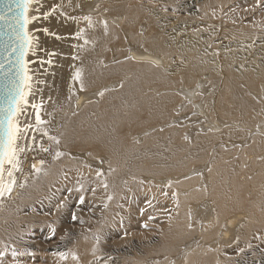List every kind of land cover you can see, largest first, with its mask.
Wrapping results in <instances>:
<instances>
[{
  "label": "bare ground",
  "instance_id": "bare-ground-1",
  "mask_svg": "<svg viewBox=\"0 0 264 264\" xmlns=\"http://www.w3.org/2000/svg\"><path fill=\"white\" fill-rule=\"evenodd\" d=\"M110 1L113 4L106 13L108 15L113 14L116 17L117 29L112 25L113 22H108L105 29L104 20H99V18L97 20L96 17L90 16V25L84 19L89 15L86 16L85 13L91 11L90 0H34L29 6L28 16L35 17L26 28L31 37V46L28 48L25 62L31 80L29 82L30 89L25 88L28 93L27 103L21 105L22 111L17 116V120L20 123H26L25 128L34 130L36 126L34 137L43 139V141L42 144H37L34 148L30 145V138H26L25 132H23L22 139L17 141L20 148L24 149L19 153L18 159L27 152L26 157L19 160V168L22 164L23 169H27V171L22 176L23 181L21 183L17 181L16 186H14L15 190L10 194L13 201L7 202L11 206L2 209L6 206L0 203V210L2 209L0 211V253H3V256L0 257V264H21V261L26 259L21 260L17 256H12L10 250L13 248L11 247L17 245L18 241L25 242L28 245L34 244L37 247L46 245L52 247L53 250L56 248L61 249L62 244L50 243L52 241L48 237L53 233H60L62 243L70 245V249L77 251L81 257V264H87L86 260L91 257L89 252L94 245L104 241V237L107 238V235L104 236L105 234L110 235V233L116 231L115 227H120V233L125 236L126 234L130 235L132 231L128 233V228L133 222L131 220L132 216L136 217V215H132V209L134 208L128 209L132 206V202L137 205V215H143L146 225H150V233H145L147 234L145 237L150 238L151 232H156L160 237V244L163 243L164 245L161 246L162 248L159 251L162 256L158 255L159 257L156 259L158 260L157 264H160L159 261H162L165 252L175 251V247L178 248L180 242L184 240L190 243L186 247L183 245L185 247L183 253L176 252L177 255L170 259L171 261L172 259L175 260L173 264H222L223 261L225 264H264V160L261 162L255 161L257 154L264 151V134H261L262 132L259 135L252 136L249 143L247 141L238 143L240 146L237 149H239L240 156L237 159L230 161L225 158L226 161L221 162L219 156H222L223 153L220 152V148L231 147L232 144L239 142L238 138L242 140L244 136L240 133L228 135L227 138L232 137L229 140L230 146L226 144V137H223V134H211L208 127H206L207 125H205L204 130H202L205 134L195 136V140L192 138L194 144L181 140L178 137L180 129L194 127L201 121L200 116H183L180 114L182 111L189 109L188 105V109L184 107V110H180V116L177 119L181 126L180 129L174 126L164 132H152L144 139V145L139 144L141 147H136L130 143L131 140L126 142V140H129L130 132L133 129L144 130L150 124H159L173 119L169 114V106H174L177 103V97L171 93L156 96L155 92L151 93V90H148L147 87L152 85L155 90L171 87L174 83L173 77L178 74L183 76L184 85H191L192 87L198 75H202L204 72L210 73L207 74V87L201 89L203 91L200 102L202 105L201 111H204L202 118L206 115H221L230 119L241 118L243 123L251 124L249 119L245 118L248 111L254 110L256 113H263L264 108L254 106L255 99L253 100L250 97L252 94L248 92L249 89L247 91L245 88L247 85L240 84L239 80L245 77V69L247 71L248 68H252L256 72H260V68L256 67V63L253 65L254 63L251 62L253 67L249 64L247 66L244 64V67L241 65L242 63L236 64L234 61L233 63L231 58L232 60L229 59L231 60L229 62L231 67L229 64H225V70L219 71L222 69H219L216 60H214L216 64L213 66L212 63L208 64L206 62L205 57H201L206 53V50H202L203 54L199 55L195 49L193 39L185 41L189 33L184 35L185 39L181 41L180 46L174 44L171 40L178 39L177 35L180 34L175 32L177 35L169 39L162 37L164 22L168 24L167 19L162 18L163 20H161L159 18L155 20L156 15L145 16L151 0H104V2ZM181 2H184V4L187 2L191 8L189 10L196 13L200 20L203 18V21L208 13L206 9H210L209 13L212 14V17L220 18L222 16L221 18H224L222 20L229 21L237 30L250 27L249 31H251V27L264 24V19H262L264 17L262 16L259 19L260 12L264 10V7L262 8L260 5H264V0H169L168 6L176 9ZM198 2L200 3L198 4ZM181 9L185 12V8H178V10ZM46 10H52L49 18H47L48 16L43 17ZM174 11L177 12V10ZM180 16L179 14L178 18ZM182 17L185 18V15ZM140 20L147 23L149 27H155L151 35L145 36L144 33L136 29L135 26ZM192 21L193 24L194 21ZM173 25H175V22ZM185 26L187 25L185 24ZM42 27L48 32L50 39L42 33L41 35L45 38L44 46H38L37 29L41 30ZM32 28L36 29V33H34L35 30L32 31ZM193 28L195 29V27ZM200 31H198V34ZM227 32H231V29ZM47 41H49L48 46H46ZM250 42L243 38L241 41L236 39L233 45L240 49L241 54H245L244 51L250 53V51H247ZM219 43L221 42H217V44ZM226 47L229 51L233 48L231 46L229 49L230 45H226ZM224 49L226 48H222L221 53ZM128 51L129 56H127V60L123 61L121 57ZM180 51H185V55H176ZM192 51L195 55L192 56L193 58L190 55ZM263 51L257 52V55L264 56ZM109 57H112L110 60L112 65L104 66L103 60ZM44 58L49 59V63L35 62L38 59L42 61ZM209 59L213 61V59ZM209 59L207 58V60ZM30 60L32 64L28 63ZM129 60L132 61V64ZM110 61H108L109 64H111ZM260 65L263 66L264 62H261ZM77 72H79V77L75 78ZM253 73L252 70L251 74ZM255 75L259 76L260 74L255 73ZM119 78L122 79V84L119 81L112 82L111 84L118 83V86H115L118 88L105 92L97 102L92 98V91L88 93L89 90L101 86L106 81ZM256 79L258 81L259 78ZM254 81L252 77L247 80L250 84H254ZM203 85L204 82H198V87ZM112 86L114 87V85ZM190 94V88L185 90V99L190 97ZM93 95H96V93H93ZM199 98L200 95H196V99ZM33 105L36 107L34 108ZM37 115L44 121L43 124L37 125ZM44 132H47L48 135H43ZM49 136L58 138L60 143L55 144L49 139ZM216 140H220L218 147L219 145L221 147H214L217 152L211 156L209 164L201 166L203 169L211 166L213 169L216 168L217 172L213 169H208L210 171L208 172L202 170L201 167H197L196 171H203L201 182L197 181L201 179L200 177L196 179L194 176L192 180L190 179V182L187 181L189 184L199 183L196 188L193 187L192 190L188 191L182 190V192L170 190L169 188L161 189L162 182L159 177L169 175V173L175 172L176 169H179L177 172L183 170L190 161L205 159ZM227 143L229 142L227 141ZM89 146H92V155L87 152ZM42 148H47L49 151H42ZM57 151L63 153V155L54 160L53 157ZM235 151L228 150L224 153V157L228 154L232 156ZM102 155H106V159L101 158ZM178 156L179 159L176 160L175 158ZM247 157L248 161L249 158L251 159L248 162L250 164L243 167L244 158ZM41 160L44 161L43 165L39 164ZM104 160H107V165L101 163ZM218 162L219 165L216 167ZM33 165H37L42 169L38 175L34 173ZM254 167L258 168H256L255 174L253 173L255 176L249 174ZM97 171H100L102 175L97 176ZM142 173L152 176L153 182L147 184V186L146 184H139L138 177ZM179 173L181 174V172ZM105 183L107 188L104 187ZM20 185H24V187H20ZM109 196L112 197L111 200L108 199ZM197 196L200 197L191 201L192 205H190L189 200L197 198ZM81 197H83V203H81ZM2 199L0 198V202ZM118 203H123L124 206L130 203V206L128 208H123V206L117 208ZM84 204H86V207ZM188 208L190 209L188 210L190 215L191 213L194 214L195 211L204 213V216L207 214V221L205 220L204 223L200 224L202 227H195V225L192 227L193 224H189V216L188 213L186 214ZM239 208H243V214L241 216L232 215ZM70 214H72L71 217L84 216L88 222L84 225L78 223L79 225L76 227V221L75 228L72 227L76 229L75 232L74 229L72 231L74 236L71 240L66 241L67 237L65 235L71 226L66 221L70 220L68 219ZM122 216L130 218V221H125L122 225ZM137 218L142 220L141 217ZM39 220H44L42 223L47 224L45 230ZM49 220L51 222H48ZM136 220L134 219V221ZM253 222H257V224ZM142 223L145 224L143 221ZM220 223H222L221 226L223 225L221 232L217 225ZM54 226L57 227L56 232ZM36 227L38 230L43 228V232L47 235L46 239L42 237L44 240L40 241L39 238V240H36L38 236L31 233L32 231L36 232L33 230ZM133 229L137 228L133 227ZM87 230H90L91 233L85 236ZM135 231L137 232V230ZM218 232L219 239L217 243L220 246H215L213 240L205 244L206 240L211 236H216ZM138 233L140 234V231ZM120 235L118 234L119 237L113 238L115 241V243L111 241L113 245L120 243V241L125 242L126 239L122 240L123 235L121 237ZM239 235L242 236V241H238L233 246L226 245L228 240L231 242L233 237ZM97 237H99L98 240ZM127 243L129 242L127 241ZM204 245L214 247L213 252L210 251L211 248H205ZM67 256L69 257L70 254L67 253ZM40 257L35 261L36 263L31 261L28 264H58L59 260L62 264H67L72 261L68 257H62L61 254L55 256L40 254ZM216 258L219 260L217 263ZM92 261L93 264H100L96 260Z\"/></svg>",
  "mask_w": 264,
  "mask_h": 264
},
{
  "label": "rangeland",
  "instance_id": "rangeland-1",
  "mask_svg": "<svg viewBox=\"0 0 264 264\" xmlns=\"http://www.w3.org/2000/svg\"><path fill=\"white\" fill-rule=\"evenodd\" d=\"M93 1V2H92ZM168 1L169 0H151V2H150V4H149V9L145 12V16H148V15H156V17H155V20H158L159 18L161 19V20H163V19H167V21L166 22H168V24L166 23L165 24V22H164V25H166V26H164L163 24V31H162V37L164 38V39H169V38H173V37H175L177 34H180V35H177L178 36V39H171L173 42H174V44H176V45H181V41H184V35H188V33H189V36L187 37V39H185V41H187V40H189V39H193V42L195 43V49H196V51L198 52V54L200 55H202L203 53V51L204 50H206V53H207V55H206V53L204 54V55H202L201 57L202 58H206V62L208 63V64H211V65H213V66H215L214 64H216V63H218L217 64V66L219 67V69H222V70H219V71H223V70H225V68H226V65H228L229 64V62H231V60H232V62L234 61L236 64H240V63H242L241 65L242 66H244V64H246L245 66H247V64H249V65H251V63L253 64V65H255V63H256V67H259L260 68V72L262 73H260V72H256L254 69H252V68H248L249 70H247L246 71V69L244 70L246 73H245V77L244 78H242V79H240L239 80V82H240V84H242V85H247L245 88L247 89V91H248V89H249V93L250 94H252V96H250L255 102H254V106L255 107H257V108H264V92H262V91H264V83H263V81H264V78H262V77H264V65L262 66V65H260V63L261 62H264V56H259V55H257V52H262V50H264V24L262 25V26H255V27H251V31H249L250 30V27H248V28H245V29H243V30H237L236 28H234V26L232 25V23H229V21H226V20H222V19H224V18H219V17H212V14L211 13H209V11H210V9H206V11L208 12L207 14H206V17H207V19H206V17H205V19H204V21H203V18H201V20H200V18H198L197 16H196V13H192L191 12V10H189V6H188V4H187V2L184 4V2H181V3H179V6H178V8L179 7H181V8H185L184 10H185V12L183 11V9H181V10H178V8H176V9H174V8H171L172 6H168ZM98 2V3H97ZM200 2H203V1H200ZM200 2H198V4L200 3ZM263 2V1H262ZM95 3V4H94ZM89 4H90V6H91V8H90V10L92 11H88V12H86L85 14H86V16L88 15L89 17L91 16H93V17H96V19L98 20V18H99V20H104L103 21V23L105 24V22L106 23H108V22H110V23H112V25L117 29V26H118V24L115 22V19H116V17L113 15V14H110V15H108L107 13H106V11L111 7V5L113 4V2L112 1H110V2H104V0H90V2H89ZM94 5V6H93ZM262 8L264 7V5L262 6V5H260ZM92 7H93V9H92ZM261 7H259V8H261ZM166 8H167V10H166ZM261 8V9H262ZM96 9V10H95ZM104 9V10H103ZM191 9V8H190ZM99 10V11H98ZM174 10H177V12H175ZM48 11V12H47ZM50 11V12H49ZM93 11H95V12H93ZM166 11V12H165ZM173 11V12H172ZM45 12H47V13H45ZM97 12H99V13H97ZM164 12H165V14H164ZM177 14H175V13ZM50 13V14H49ZM91 13V14H90ZM166 13H167V15H166ZM186 13V14H185ZM46 14H48V15H46ZM52 14V10H46V11H44V13H43V17L45 18V17H47V18H49V16ZM100 14V15H99ZM103 14V15H102ZM168 14H169V16L171 17V19H170V17L168 16ZM171 14H172V16H171ZM181 15L179 18H178V15ZM193 14H195V15H193ZM260 17H259V19H261L262 18V16L264 17V10H262L261 12H260ZM45 15V16H44ZM95 15V16H94ZM183 15H185V18H183L182 16ZM87 16V17H88ZM102 16H104V17H102ZM166 16V17H165ZM175 16V17H174ZM177 16V17H176ZM191 16V17H190ZM196 16V17H195ZM210 16V17H209ZM258 16V15H257ZM101 17V18H100ZM106 18V19H105ZM163 18V19H162ZM174 18H178L177 20L176 19H174ZM215 18H217V19H219V20H217V19H215ZM262 19H264V18H262ZM109 20V21H108ZM171 20V21H170ZM175 20V21H174ZM183 20V21H182ZM194 22H193V21ZM170 21V22H169ZM175 22V25H173V23ZM179 21V22H178ZM191 21L193 22V24L191 23ZM201 22V23H199V22ZM121 22H122V20H121ZM120 22V24H122ZM188 22V23H187ZM204 22V23H203ZM211 22V23H210ZM172 23V24H171ZM184 23V24H183ZM203 23V24H202ZM170 24V25H169ZM181 28H179L177 25ZM182 26H181V25ZM185 24L187 25V26H185ZM206 24V25H205ZM233 24H235V23H233ZM174 27H173V26ZM184 25V26H183ZM194 25H196V26H194ZM198 25V26H197ZM201 26V27H200ZM205 26H207L206 28H205ZM216 26V27H215ZM232 26V27H231ZM136 29L138 30V31H140L141 33H144V35L145 36H149V35H151L152 34V30H154L155 29V27H149L148 25H147V23H144L143 21H138L137 22V24H136ZM193 27H195V29L193 28ZM197 27V28H196ZM210 27V28H209ZM175 30H174V29ZM185 28V29H184ZM200 29V30H197V29ZM203 28V29H202ZM219 28V29H218ZM228 28H230L231 29V32H227V31H229L228 30ZM262 28V29H261ZM206 29V30H205ZM212 29V30H211ZM226 29V30H225ZM255 30L254 32H253V30ZM33 30H35L34 31V33H36V29H34V28H32V31ZM41 30H43V31H41ZM41 30L39 29H37V32H38V35H37V37H36V39H37V44H38V46H44V37L42 36V35H49L48 34V32H46L45 31V29H44V27H42L41 28ZM180 30V32H178ZM187 30V31H186ZM215 30V31H214ZM216 30H217V32H216ZM235 30V31H234ZM31 31V32H32ZM168 31H170V33H168ZM171 31H173V32H171ZM186 31V32H185ZM198 31H200L199 32V34H198ZM210 31H211V33H210ZM238 31V32H237ZM242 31V32H241ZM245 31H248V32H245ZM177 34H176V33ZM182 32V33H181ZM224 32V33H223ZM233 32H234V34H233ZM260 32H262V33H260ZM42 33H44V34H42ZM218 33V34H217ZM220 33V34H219ZM255 35H254V34ZM257 33H258V35H257ZM42 34V35H41ZM204 34V35H203ZM216 34V35H215ZM224 34V35H223ZM247 34V35H246ZM219 35V36H218ZM221 35V36H220ZM257 35V36H256ZM261 35V36H260ZM196 36V37H195ZM215 36V37H214ZM193 37V38H192ZM210 39H209V38ZM222 37H224V38H222ZM239 37H241L240 39H239ZM221 38V39H220ZM242 38L243 39H247L248 41H253L252 43L254 44H252L251 42L248 44V48H249V50H247V51H250V53H247V52H245L244 51V53L245 54H241L240 53V49L239 48H237V47H235L233 44L235 43V40L236 39H238L239 41H241L242 40ZM48 39H50L49 38V36H48ZM207 39V40H206ZM217 39H218V41H217ZM222 39H227V40H229V39H232V40H229V41H225V40H222ZM199 40V41H198ZM213 40V41H212ZM221 42V43H219V44H217V42ZM256 41V42H255ZM259 41V42H258ZM263 41V42H262ZM213 42V43H212ZM233 42V43H232ZM215 43V44H214ZM225 43H227L226 45L227 46H229L230 45V47H229V49L231 48V46L233 47L232 49H230V51L227 49L228 47H226V45H225ZM232 44V45H231ZM257 44V45H256ZM49 45V41H47L46 42V46H48ZM206 45H208V46H206ZM215 45V46H214ZM217 45V46H216ZM221 45V46H220ZM223 45H225V47H223ZM120 46H122V45H120ZM209 46H211V47H209ZM120 48H122V47H120ZM202 48V49H201ZM204 48V49H203ZM205 48H207V49H209V50H207V49H205ZM213 50H212V49ZM216 48H218V49H216ZM222 48H226V49H224V51L221 53V50H222ZM235 48V49H234ZM237 48V49H236ZM261 48H263V49H261ZM125 49H128V48H125ZM219 49H220V51H219ZM238 49H239V51H238ZM203 50V51H202ZM36 51H37V49H36ZM146 51V50H145ZM229 51V52H228ZM185 51H180V52H178L176 55H180V54H184L185 55V53H184ZM225 52V53H224ZM236 52V53H235ZM264 52V51H263ZM193 53V54H192ZM224 53V54H223ZM238 53V54H237ZM129 54V51L128 52H126V53H124L123 55H122V57H121V59L123 60V61H125V60H127V56H129L128 55ZM212 54V55H211ZM230 54V55H229ZM190 55H191V57L192 56H195L194 55V52L192 51L191 53H190ZM226 55V56H225ZM215 56V57H214ZM229 56V57H228ZM241 56H244V57H242L241 58ZM246 56H248V57H246ZM157 57H159V56H157ZM218 57V58H217ZM225 57H227L226 59L228 60H226V59H224ZM112 58V57H111ZM111 58L109 57V58H106V59H104L103 60V65L104 66H111L112 65V62L110 61L111 60ZM193 58V57H192ZM207 58L209 59V58H211V59H213V61L211 60L210 61V59L209 60H207ZM216 58V59H215ZM222 60H221V59ZM232 58V59H231ZM234 58H236V59H238V60H234ZM252 58H255V59H252ZM229 59H231V60H229ZM249 59H251V60H249ZM214 60H216L215 62H214ZM220 60H221V62H220ZM223 60H225V61H223ZM33 62H34V59L32 60ZM32 61L30 60V62H28V63H30V64H32ZM108 61H110V63L111 64H109V62ZM130 61V63L132 64V61L131 60H129ZM219 61V62H218ZM247 63H246V62ZM249 61V62H248ZM254 61V62H253ZM35 62H38V63H44V64H47V63H49V59H47V58H44L42 61H40L39 59L38 60H35ZM223 62V63H222ZM233 62V63H234ZM251 62V63H250ZM222 63V64H221ZM226 64V65H225ZM230 65V64H229ZM253 65H251L252 67H253ZM223 66V67H222ZM244 66V67H245ZM221 67V68H220ZM230 67H231V65H230ZM252 70H253V74H251L252 73ZM255 73L256 74H260L259 76L258 75H255ZM207 74H210L209 72H204V73H202V75H198L197 77H196V81H195V83H193L192 84V87H191V85H184V82H183V79H182V75H176V76H174L173 77V79H174V83H173V85L171 86V87H165V88H160V89H158V90H155L154 89V87L152 86V85H150V86H148L147 87V89L148 90H151L150 92L151 93H154L156 96H159L160 94H163V93H171V94H174L176 97H177V99H178V101H177V103L173 106V105H171V106H169V114H170V116H171V118H173V119H169V120H166L165 122H162V123H159V124H150V125H148V126H146L145 128H144V130L143 129H133V131H131L130 132V138H129V140H126V142L127 141H129L130 142V140H131V142L130 143H132V144H134L136 147L138 146V147H141V145H144V143H145V141H144V139L145 138H147V135L148 134H151L152 132H156V131H158V132H164L165 130H168V128H170V127H179V129L181 128V126H180V124H179V121H177V119H178V116H180V114L181 115H188V116H200L201 118V121L198 123V124H196L194 127H184L183 129H180V134L178 135V137L181 139V140H185V141H189V143L190 144H194V140H195V136H203L204 134H205V132L204 131H202V130H204V128H205V125H207L206 127H208V131L212 134V133H216V134H223V137H226V144L227 145H230L231 143H230V139H232V137H228L227 138V136L228 135H233V134H235V133H240V134H242L243 136H244V139H242L241 140V138H238L237 140L239 141V142H237V144L235 143L234 145L232 144V146L231 147H221L220 145H219V147H218V144H220V140H216V141H214L215 143H213V147L211 146V149L209 150V153L206 155V158L205 159H201V160H199V161H190V162H188L187 164H186V166L184 167V169L183 170H181V171H178L177 172V170H179V169H176V171L175 172H172V173H169V175H163V176H161V177H159V178H161V182H162V185H160L161 186V189H163V190H165V189H170V190H177V192H182V190H186V191H188V190H192L193 189V187L194 188H196V186L199 184V183H193V184H189L188 182H190L192 179H193V176H194V178H198V177H200L201 179H199V180H197V181H200V180H202V174L201 173H203V171H196V168L198 167H201L202 168V166H207L208 164H209V162H210V158H211V156L212 155H215V153L217 152V151H215L216 149L215 148H220L221 149V153H223L222 154V156H219V158H220V160L219 161H223V160H225L226 161V159H229L230 161H232L233 159H237L239 156H240V153H239V149H237V147L239 148V144L238 143H241V142H244V141H247L248 143H249V140H250V138L252 137V136H254V135H259V133H261V134H264V116H263V114H264V112L263 113H256L254 110H249L248 111V113H247V115H246V119L248 120L249 119V121L251 122V124L250 123H243L242 122V119L241 118H234V119H230V118H227V117H225L224 118V116H221V115H210V116H208V115H206L204 118H202L203 117V115H204V111L202 110L201 111V108H202V105H201V97H202V95H203V91L201 90V89H205V88H203V87H207V78H208V75ZM248 74V75H247ZM251 75V76H250ZM258 76V77H257ZM261 76V77H260ZM252 77V79H253V81H254V79H255V81H254V84H250V83H248L247 82V80L249 79V78H251ZM256 78H259L258 79V81H257V79ZM261 78V79H260ZM197 80H199V81H197ZM260 80V81H259ZM116 81H119L121 84H122V79L121 78H119V79H111L110 81H106V82H104L101 86H99V87H97V88H94V89H91V90H89L88 91V93H90L91 91V94H92V98H93V100L94 101H99L101 98H102V96L104 95V93L105 92H108L110 89H116V88H118V87H115V86H118L117 84L118 83H114V84H111L112 82H116ZM198 82H204V85L202 86V87H198ZM105 83H108V84H105ZM110 83V84H109ZM180 83V84H179ZM182 83V84H181ZM257 85H256V84ZM112 85H114V87L112 86ZM250 85V86H249ZM183 86H184V88H183ZM259 86V87H258ZM109 87V88H108ZM113 87V88H112ZM189 89L190 88V90H191V94L189 95L190 97H188L187 99H185V95H184V91L185 90H187V89ZM257 88V89H256ZM198 89H200V90H198ZM103 90H104V92H103ZM107 90V91H106ZM153 90V91H152ZM252 90V91H251ZM261 90V91H260ZM258 91V92H257ZM103 92V95H101V93ZM197 92V93H196ZM201 93V94H199V93ZM252 92V93H251ZM93 93H96V95H93ZM257 93V94H256ZM261 95H260V94ZM159 94V95H158ZM200 95V98L199 99H196V95ZM255 94V95H254ZM99 96V97H98ZM185 96V97H184ZM254 96V97H253ZM192 97V98H191ZM259 98V99H258ZM187 101H189L188 103H186ZM262 101V102H261ZM194 102V103H193ZM184 103V104H183ZM183 106H182V105ZM258 104V105H257ZM178 105H180V106H178ZM185 105V106H184ZM189 105V109H188V106ZM187 107V109L188 110H185L184 112L182 111L181 113H180V110H184L185 108ZM180 108V109H179ZM195 108V109H194ZM193 109V110H192ZM197 109V110H196ZM200 109V110H199ZM175 110V111H174ZM189 111V112H188ZM254 111V112H253ZM178 112V113H177ZM190 112H191V115H190ZM194 114H193V113ZM174 113H175V115H174ZM180 113V114H179ZM200 113V114H199ZM178 114V115H177ZM174 117H173V116ZM177 117V118H176ZM259 117V118H258ZM227 118V119H226ZM175 119V120H174ZM220 121H218V120ZM240 119H241V121H240ZM254 119V120H253ZM252 120V121H251ZM174 122V123H173ZM215 122V123H214ZM224 122H226V123H224ZM235 122V123H234ZM204 123V124H203ZM209 123V124H208ZM213 123H214V125H213ZM220 123V124H219ZM233 125H232V124ZM262 123V124H261ZM202 124V125H201ZM211 124V125H210ZM226 126H225V125ZM232 126H231V125ZM235 124V125H234ZM261 124V126H259ZM19 125L21 126V128H22V130H23V132H25V134H26V138L27 139H29L30 138V145L32 146V147H34V148H36V145L37 144H42V141H43V139H39V138H37V137H34V135L36 134V126L34 127L35 129L34 130H32L31 128H25L26 127V123L25 124H23V122H19ZM201 125V126H200ZM209 125V126H208ZM228 126V127H227ZM24 127V128H23ZM210 127V128H209ZM193 128V129H192ZM198 128V129H197ZM234 128V129H233ZM155 129V130H154ZM220 129H221V131H220ZM254 129V130H253ZM146 130V131H145ZM162 130V131H161ZM190 130H191V132H190ZM196 130H198V131H196ZM216 130V131H215ZM223 130V131H222ZM236 130V131H235ZM194 132V133H193ZM146 133V134H145ZM203 133V134H202ZM225 133H226V135H225ZM230 133V134H229ZM248 133V134H247ZM196 134V135H195ZM143 135H144V137H143ZM23 136V135H22ZM22 136H21V138L20 139H22ZM221 136V135H220ZM133 137V138H132ZM246 137H249V138H246ZM141 138H142V140H141ZM194 140H193V139ZM138 140H139V142H138ZM193 140V141H192ZM133 141V142H132ZM191 141H192V143H191ZM227 141L229 142V143H227ZM138 144H137V143ZM139 144H141V145H139ZM215 145H217V146H215ZM235 148H234V147ZM215 147V148H214ZM91 148H92V146H89V149L87 150V152H88V154H91L92 155V151H91ZM226 148H227V150H226ZM215 149V150H214ZM220 149H218V150H220ZM236 150L233 154H232V156H231V154H228L226 157H224V153L225 152H227L228 150ZM30 151V150H29ZM28 151V152H29ZM27 153V152H26ZM26 153L24 154V156L23 155H21L20 157H19V160H22V158L24 159L25 157H26ZM262 155V156H261ZM101 156V155H100ZM103 157H101V158H104V159H106V155H102ZM210 156V157H209ZM236 156V157H235ZM207 157H209L208 159H207ZM261 157V158H260ZM218 158V159H219ZM226 158V159H225ZM257 158V159H256ZM255 159V161H257V162H261V161H263L264 160V151H262V152H260L259 154H257V157H256ZM176 160L177 159H179V156L178 157H176L175 158ZM248 159V157L247 158H244V164H243V167L245 166V167H247L250 163H248L251 159L249 158V161L247 160ZM203 160V161H202ZM206 160V161H205ZM199 162V163H198ZM201 162H202V164H201ZM220 162V163H221ZM227 162H229L228 160H227ZM196 163V164H195ZM248 163V164H247ZM103 164H108V162H107V160H104L103 161ZM202 165V166H201ZM219 165V162L216 164V167ZM7 167V166H6ZM257 167H254L252 170H250V172H249V174L250 175H253V176H255L254 174V172L258 169H256ZM121 169H123V168H121ZM208 169H210V170H212L213 168L210 166V167H205L204 169L202 168V170H206V171H208V172H210ZM216 169V168H215ZM215 169H213V170H215ZM26 171H27V169H23V166H22V164H21V166H20V171H16V172H14L13 173V175H14V177H15V180H16V182L18 181L19 183H21V181H23L22 180V176L26 173ZM186 171V172H185ZM121 172H123V171H121ZM179 172H181V174L179 173ZM183 172V173H182ZM195 172H197V173H195ZM215 172H217L216 170H215ZM254 173V174H253ZM172 174V175H171ZM176 174V175H175ZM193 174H195V175H193ZM197 174H198V176H197ZM178 175V176H177ZM200 175V176H199ZM7 176V172L5 173V179L7 180V179H9L8 178V176ZM168 176V177H167ZM185 178H184V177ZM143 179H141V178ZM147 177V178H146ZM252 177V176H251ZM178 178V179H177ZM215 178H217L216 176H215ZM140 179V180H139ZM191 179V180H190ZM189 180V181H188ZM143 181V182H142ZM149 181V182H148ZM166 181V182H165ZM188 181V182H187ZM196 181V182H197ZM138 182H139V184L141 183V184H143V185H145L146 184V186H147V184H151L152 182H153V178H152V176H150V175H148V174H146V173H142V174H140V176L138 177ZM145 182H148V183H145ZM170 182V183H169ZM180 182V183H179ZM201 182V181H200ZM184 183V184H183ZM168 184V185H167ZM187 184V185H186ZM167 187H166V186ZM180 185V186H179ZM16 186V185H15ZM166 187V188H165ZM180 187V188H179ZM192 188V189H191ZM13 190H15L14 188H13ZM120 192H122V191H120ZM165 193H167L166 191H165ZM200 196H197V198H192V199H190L189 201V204L190 205H192V203H191V201H193L194 199H198ZM122 199H124V198H122ZM7 201H13V199H12V197L10 196V194H5V196L3 197V199L1 200V205H5L6 206V208H2V209H7L8 207H10L11 206V204L10 203H8ZM85 205V207H86V204H84ZM131 207L130 208H128V206H130V203H129V205L127 204V205H125L124 206V204L123 203H118L117 204V208L119 207H121V206H123V208L124 207H126V208H128V209H131L132 207L134 208V209H132V215L134 214V215H136V217H134V216H132V224L130 225V227L128 228V233H130L131 231L133 232V231H135V230H137V232H136V236L134 235V233H130V235L128 236L127 234H126V236L123 234V233H120L121 232V229H120V227H115V230L116 231H113L114 232V234H113V232L112 233H110V235L109 234H105L104 236H106L107 235V238L108 237H110V238H106V237H104V241H101L100 243H97V245H94V247L92 248V250L89 252V255L91 256V257H89V259H87L86 260V263L87 264H93V261L92 260H96V261H98L100 264H157L158 263V260H156L157 259V257H159V256H162V253H160L159 251H160V249L162 248L161 246H164L163 245V243H161L160 244V237H159V235L158 234H156V232H151V235H150V238H146L145 236L147 235V234H145V233H150L149 232V229H150V225H146V222H145V220H144V217H143V215L141 216V215H137L138 214V211H136V210H138V208L136 207L137 205H135V203H131ZM250 205V204H249ZM248 206V205H247ZM241 207H243V206H241ZM1 209V210H2ZM0 210V211H1ZM12 210V209H11ZM143 210V209H142ZM188 210H190L189 208L186 210V214L188 213V216H189V224L190 223H192L193 225H192V227H194V225H195V227L197 226V227H202V225H200V224H202V222L204 223L205 222V220L207 221V218H206V216H207V214H205V216H204V213H197L196 211L194 212V214H192L191 213V215L189 214V211ZM129 212V211H128ZM243 208H239L238 209V211L237 212H235V213H232V215H238V216H241L242 214H243ZM139 214H140V212H139ZM201 215V216H200ZM232 215H230V216H232ZM72 216V214H70V217L68 218V219H70V220H67L66 221V223L70 226V228L67 230V233H66V237H67V239H66V241H69V240H71L72 239V237L74 236L73 234L74 233H72V231H73V229L75 228V226L77 227V225H84V224H86V222H88L87 221V218L86 217H84V216H77L76 217V219L75 220H73V217H71ZM200 218H199V217ZM203 216V217H202ZM131 217V216H130ZM137 217H141L140 219H142V220H139V218H137ZM124 218V219H123ZM0 219H1V216H0ZM134 219L136 220V219H138V220H136V221H134ZM191 219V220H190ZM195 219H197V220H195ZM80 220V221H79ZM40 221V223L44 226V230L46 229L45 227L47 226V224H45V223H42L44 220H39ZM70 221V222H69ZM77 221V224L75 223ZM125 221H130V218L128 219V217H121V224L123 223H125ZM144 222L145 224H143V226H141L142 224H141V222ZM200 221V222H199ZM48 222H51L50 220L48 221ZM136 222V223H135ZM195 224H194V223ZM1 223V222H0ZM74 223V224H73ZM79 223V224H78ZM134 223V224H133ZM254 224H257V222H253ZM76 224V225H75ZM122 224V225H123ZM140 224V225H139ZM221 224L222 223H220V224H217L219 227H218V229L220 228V232H221V230L223 229V225L221 226ZM75 225V226H74ZM135 225V226H134ZM139 225V226H138ZM149 226V227H146V226ZM137 226V227H136ZM145 226V227H144ZM72 227H74V228H72ZM133 227H135V228H137V229H133ZM139 227V228H138ZM143 227V228H142ZM116 228H118V229H116ZM140 228H142V229H140ZM56 229V230H55ZM120 229V230H119ZM131 229V230H130ZM144 229V230H143ZM33 230H35L36 232L34 233V231H32L31 233L32 234H34V235H36V236H38L37 237V239L36 240H39L40 239V241L43 239L42 237H44V239H46V237H47V235L45 234V232H43V228H40V230H38L37 229V227L36 228H33ZM54 230H55V232L57 231V227L56 226H54ZM119 232H118V231ZM76 231V229H74V232ZM130 231V232H129ZM140 231V234L138 233ZM145 231V232H144ZM217 231V230H216ZM215 231V232H216ZM88 232V233H87ZM87 232H85V236H88V235H90V233H91V231L90 230H87ZM117 232V233H116ZM144 232V233H143ZM115 233H116V235H115ZM143 233V234H142ZM111 234H112V237H111ZM118 234L120 235V234H122V235H120V237L122 238V240H125V242L124 241H120V243L118 242L116 245H113V242H111V241H114V237H116V236H118ZM145 234V235H144ZM56 235V236H55ZM133 235V236H132ZM137 235H139V237H137ZM140 235H144L143 237L141 236V238H140ZM35 236V237H36ZM40 236H41V238H40ZM62 235L59 233H53V234H50V237H48V239H51V241L52 242H50L51 244H55V243H57V244H62L61 246H62V248L61 249H54L53 250V248L52 247H47L46 245L44 246V245H41L40 247H37L36 245H28L27 243H25V242H21V241H18V243H17V245H14V247L12 246L11 248H15L18 252H23L24 254L23 255H17V257L18 258H20L21 260L23 259V258H26V259H23L22 261H21V264H28V263H30L31 261H33V263H36L35 261H37L39 258H41L40 257V254H45V255H49V256H55V255H58V254H61V253H63L64 255L62 256V257H68L67 256V253H69L70 254V256L68 257L70 260H72V261H70V262H68L67 264H81V257L79 256V254L77 253V251L76 250H72V249H70V245H67V244H63L62 243V237H61ZM128 236V238H126ZM119 237V236H118ZM124 237V238H123ZM241 237L242 236H235V237H233L232 238V240H231V242H230V240H228L227 242H226V245L227 246H233V245H235V244H237L238 243V241H242L243 240V238L241 239ZM39 238V239H38ZM53 238V239H52ZM60 238V239H59ZM131 238V239H130ZM43 239V240H44ZM56 241H55V240ZM219 239V232L217 233V235L216 236H211L208 240H206L205 241V244L206 243H208V242H212V240L215 242V246H220V244H218L217 243V240ZM58 240V241H57ZM106 240V241H105ZM110 241V242H109ZM127 241L131 244H129V243H127ZM103 242V243H102ZM107 242H108V245L111 243V245H107ZM220 242V241H219ZM229 242V243H228ZM67 243V242H66ZM114 243H115V241H114ZM126 243V244H125ZM189 241H187V240H184V241H182V242H180V244L178 245V248H176L175 247V251H168V252H165L163 255H164V257H163V259H162V261L160 262L159 261V263L160 264H173L174 263V261L175 260H173L172 259V261L170 260L171 258H173L174 256H176L177 255V253H183L184 251H185V247L186 246H188L189 245ZM204 243V242H203ZM103 244V245H102ZM128 244V245H127ZM132 244H133V246H132ZM187 244V245H186ZM23 245H24V247H23ZM65 245V246H64ZM100 245V246H99ZM106 247H105V246ZM123 245V246H122ZM183 245L185 246V247H183ZM21 246V247H20ZM50 246H53V245H50ZM55 246V245H54ZM64 246V247H63ZM102 246H103V248H102ZM160 246V247H159ZM204 246H206L205 248H211L210 249V251L211 252H213L212 250H214L212 247H210L209 245H204ZM19 247V248H18ZM29 247V248H28ZM41 247H43V248H41ZM101 247V248H100ZM109 247V248H108ZM112 247V248H111ZM116 247V248H115ZM119 247H122V248H119ZM36 249V250H35ZM101 249V250H100ZM113 249V250H112ZM38 250H40V251H38ZM59 252H58V251ZM61 250V251H60ZM65 250V251H64ZM133 250H135V251H133ZM10 251H12V249L10 250ZM93 251H96V252H93ZM125 251V252H124ZM183 251V252H182ZM41 252V253H40ZM65 252V253H64ZM118 252V253H117ZM137 252V253H136ZM169 252H170V254H169ZM177 252V253H176ZM12 253V252H11ZM98 253H100L99 255H98ZM148 253V254H147ZM161 255H160V254ZM93 254H94V257H93ZM134 254V255H133ZM136 254V255H135ZM32 255V256H31ZM127 255V256H126ZM157 255V256H156ZM159 255V256H158ZM22 256V257H21ZM38 256V257H37ZM75 256V259L73 258ZM154 256V257H153ZM34 257H35V260H34ZM37 257V258H36ZM170 257V258H169ZM28 258V259H27ZM73 258V259H72ZM79 258V259H78ZM94 258V259H93ZM117 258V259H116ZM136 258H138V259H136ZM169 258V259H168ZM78 259V260H77ZM115 259V260H114ZM119 259V260H118ZM148 261H147V260ZM154 259V260H153ZM27 260V261H26ZM29 260V261H28ZM141 260V261H140ZM171 262H170V261ZM26 261V262H25ZM88 261V262H87ZM115 261H117V262H115ZM153 261V262H152ZM156 261V262H155ZM164 261V262H163ZM25 262V263H24ZM92 262V263H91ZM126 262V263H125ZM144 262H146V263H144ZM151 262V263H150ZM217 262H219V260H218V258H216V263ZM58 264H62L61 263V261L59 260L58 261ZM85 264V263H84ZM222 264H225V262L223 261L222 262Z\"/></svg>",
  "mask_w": 264,
  "mask_h": 264
},
{
  "label": "snow or ice",
  "instance_id": "snow-or-ice-1",
  "mask_svg": "<svg viewBox=\"0 0 264 264\" xmlns=\"http://www.w3.org/2000/svg\"><path fill=\"white\" fill-rule=\"evenodd\" d=\"M34 2V0H3V10L4 14H0V23L7 25L9 29L8 43L3 47V51L8 54V57L16 56L15 62L11 59L9 60L10 68L15 64L18 65L16 68V77L11 80V87L9 89L8 95L5 97L6 106L0 107V198H3L5 194H11L14 186L16 185V180L13 175L15 171H20L19 168V153L24 151L20 148L17 141L23 135V130L19 125L17 116L22 111L21 105L27 103L28 93L25 88L30 89L31 77L27 73L26 62L23 57L27 54V49L31 46V37L27 32L26 28L29 23L35 17H29L28 11L29 6ZM47 15V14H46ZM85 20L91 25V18L84 17ZM107 28V23L105 22V29ZM17 42H19V47H17ZM2 67V66H0ZM79 77V72H77L76 77ZM103 95V93H101ZM35 108L36 106L33 105ZM37 125L43 124L37 115L36 117ZM43 135H48L44 132ZM49 139L55 144H59L60 141L56 137L49 136ZM42 151H49L47 148H42ZM63 153L57 151L53 157L54 160L59 159ZM103 163V161H101ZM40 165L44 164V161L39 162ZM7 166V167H6ZM41 168L37 165H33V171L37 175L41 172ZM114 171V169H113ZM5 172L9 179H5ZM102 173L97 171V176H101ZM24 187V185H20ZM107 188V184H104ZM95 191V189H93ZM166 194V193H165ZM175 195V194H173ZM109 200L112 199L111 196L108 197ZM81 203H83V197H81ZM107 207V205H105ZM76 217L73 216V220ZM151 219V217H150ZM99 237H97V240ZM24 253L18 252L15 248L12 249V256L23 255ZM64 254L61 253V256ZM3 253H0V257ZM75 259V256L73 257Z\"/></svg>",
  "mask_w": 264,
  "mask_h": 264
},
{
  "label": "water",
  "instance_id": "water-1",
  "mask_svg": "<svg viewBox=\"0 0 264 264\" xmlns=\"http://www.w3.org/2000/svg\"><path fill=\"white\" fill-rule=\"evenodd\" d=\"M0 14H4L3 0H0ZM8 31L7 25L0 23V66H2L0 67V107L6 106L5 97L11 87V80L16 77V68L18 67L14 64L10 68L9 60L15 62L16 56L8 57V54L3 51V47L8 43ZM17 47H19V42H17ZM25 57L26 55L23 57L24 61Z\"/></svg>",
  "mask_w": 264,
  "mask_h": 264
}]
</instances>
